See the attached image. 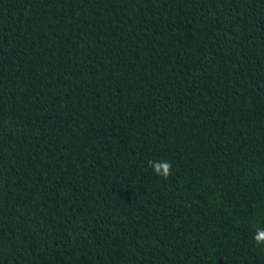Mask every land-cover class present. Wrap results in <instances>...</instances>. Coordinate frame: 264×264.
I'll return each instance as SVG.
<instances>
[{
  "label": "trees",
  "instance_id": "16d2710c",
  "mask_svg": "<svg viewBox=\"0 0 264 264\" xmlns=\"http://www.w3.org/2000/svg\"><path fill=\"white\" fill-rule=\"evenodd\" d=\"M258 230L264 0H0V264H264Z\"/></svg>",
  "mask_w": 264,
  "mask_h": 264
},
{
  "label": "clouds",
  "instance_id": "9594fccd",
  "mask_svg": "<svg viewBox=\"0 0 264 264\" xmlns=\"http://www.w3.org/2000/svg\"><path fill=\"white\" fill-rule=\"evenodd\" d=\"M148 166L153 170L154 174L162 176L165 180L171 176L172 165L168 161L160 163L152 160L148 162ZM254 239L258 246L261 245L264 242V230H258Z\"/></svg>",
  "mask_w": 264,
  "mask_h": 264
}]
</instances>
